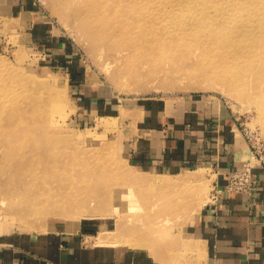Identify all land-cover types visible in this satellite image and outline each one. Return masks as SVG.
<instances>
[{
    "label": "rangeland",
    "instance_id": "374dc122",
    "mask_svg": "<svg viewBox=\"0 0 264 264\" xmlns=\"http://www.w3.org/2000/svg\"><path fill=\"white\" fill-rule=\"evenodd\" d=\"M98 2L39 0L38 30H26L32 37L5 27L8 19L0 27V93L3 87L8 94L16 92L14 114L26 116L30 124L33 117L41 122L32 127L44 148L20 143L35 156L27 162L16 153L0 161V227L41 230L54 220L95 223L88 242L142 246L163 257V264H202L189 234L209 199L212 168L204 164L150 177L131 165L123 132L116 129L139 100L208 96L235 119L251 148L248 161L258 162L256 153L264 155V0H182L178 9L177 0H126L146 8L144 17L155 23L148 29L152 47L114 31L97 10ZM159 2L164 8L153 9ZM72 73L82 76L83 87L72 81ZM85 83L116 101V116L80 115L78 95ZM39 126L61 139L53 133L44 139ZM22 133L0 134V154L12 151ZM53 160L63 166L60 171L51 167ZM40 168L48 185L39 190L31 170ZM70 195L75 208H93L97 214L50 213L57 208L54 200L64 203Z\"/></svg>",
    "mask_w": 264,
    "mask_h": 264
},
{
    "label": "crops",
    "instance_id": "0c3cea01",
    "mask_svg": "<svg viewBox=\"0 0 264 264\" xmlns=\"http://www.w3.org/2000/svg\"><path fill=\"white\" fill-rule=\"evenodd\" d=\"M38 8L39 0H0V27L8 19L5 27L30 37L28 28L38 30L34 19L41 14ZM72 77L83 87L82 76L72 73ZM78 98L80 115L87 119L116 116V101L99 88L86 84ZM121 123L116 130L123 132L131 165L150 177L180 174L205 164L223 186L229 169L253 159L238 123L208 96L139 100ZM250 165L255 180L252 194L224 193L220 205L209 196L191 224L189 236L194 248H200L202 264H264V163ZM94 224L54 220L41 230L0 227V264H163V257L156 258L142 246L88 242Z\"/></svg>",
    "mask_w": 264,
    "mask_h": 264
},
{
    "label": "bare ground",
    "instance_id": "6f19581e",
    "mask_svg": "<svg viewBox=\"0 0 264 264\" xmlns=\"http://www.w3.org/2000/svg\"><path fill=\"white\" fill-rule=\"evenodd\" d=\"M168 1L175 2V0H168ZM180 1H182V0H177L178 3ZM123 2H125V3H123ZM96 8H97V10H99V12L101 11L102 19H106V21L108 20L109 21L108 25H111L112 29L114 31L117 30L120 34L123 35V37L127 38L128 41H134L135 42L138 38L139 39L142 38L145 42H147L146 44H144L142 46H144V47H147V46L152 47L153 46V43H154L153 39L148 38V34H149L148 29L152 28L155 25V23L153 22L152 18H149L148 16L144 17L143 12L146 8L140 9V7H137V6L135 7V6H133V2H130V5H128L126 3V0L125 1L124 0H101V2H98V4H96ZM149 8L150 7L148 6V9ZM156 8L158 10H162V8H164V7H161V4L159 2L158 7H156V6L153 7V9H156ZM178 8H182V6H180V3H179V6L177 7V9ZM172 10H174V8ZM181 10H183V9H180L178 11H181ZM147 20H151V21L148 22ZM262 22H264V21H262ZM200 29L204 30L203 26H201ZM262 38L264 39V36ZM146 39H148V40H146ZM230 41L232 42V37H231ZM232 43H234V42H232ZM138 47H140V45L137 44L136 48H138ZM242 48H244V47H242ZM240 50H242V49H240ZM235 57H238V55L235 54ZM224 63L226 65L225 61H224ZM227 69L228 68H225V70H227ZM135 71H136V69L134 70V72ZM11 72H13V71H11ZM9 75H11V73ZM11 76H13V75H11ZM28 79L29 78H26L27 81H28ZM14 80H16V79H14ZM14 80H13V83H14ZM20 81L22 82V80H20ZM30 82L32 83V80ZM33 82H34V80H33ZM33 84H32V87H33ZM25 85H28V84H25ZM1 87H3V86H1ZM14 87H15V85H14ZM14 87H12V88H14ZM5 88L6 87H3L4 90L1 89V91L3 90L4 92L2 94L0 93V134H9L10 136H12L11 133H15L19 129H20V132L23 131V133H22V136H20V134H19V140L17 141V143L15 145L16 147H19V148L15 147L10 152L5 151L2 154H0V161L1 160L2 161L12 160L16 153H20V155L28 162V158L31 156H35V155L32 154L31 152H29L28 150H23V148L20 147V143L25 144V145L32 144V146L39 145L40 148L44 150V148L42 147L43 143L39 142V136L36 135L37 133H36V131H34V129L32 127L34 125H41V122L36 120L35 117H33L32 118L33 124H30V119H28L26 116H24V115L16 116L14 114L13 110L15 109V106L18 103V101L12 102V100H15L14 93H16V92L12 91L10 94H8L7 89H5ZM16 90H18V88ZM18 94H15V95H18ZM37 98H38V96H37ZM41 98H43V97H41ZM49 98H50V96H49ZM10 103H11V105H10ZM45 105H46V103H45ZM45 105H44V107H45ZM44 107H43V110H44ZM17 110L19 112H21L20 107H17ZM45 110L47 111V107ZM21 126H25V128L23 130H21L22 129ZM27 126H30V127L27 128ZM39 127L41 128L42 131L38 135L43 134L44 139L52 138L53 132L52 133L50 132L52 130L48 126H39ZM53 134H55V133H53ZM55 135H57V140L61 139V136H60L61 134L58 135V133H56ZM33 153H35L37 155L40 154V152H37V153L33 152ZM57 159L58 158H56L55 160H57ZM55 160H53L51 167L55 169V172H58L63 168V166L58 165V163H54V162H57ZM48 163H49V161L46 160L45 161V169L49 172V170L47 168ZM45 169L40 168V169H32L31 170V173H32L34 180H35V182L33 184H35L36 189L40 190L41 187L48 185V183H45L46 179H47ZM42 176H44L43 180L39 181V178H41ZM138 176L139 175H137V177ZM138 179H140V178H138ZM163 181H165V180L163 179ZM33 184L31 185L32 189H34ZM24 193H28V192L25 191ZM39 195H40V191H39ZM70 198H71V200L65 199L64 203H58L53 198V200H54L53 205L57 206V208H55L54 211L51 210L50 213L52 212V213L56 214V216L62 215L65 217L66 216H71V217L72 216H74V217L84 216V217H86V216L95 215L96 212L92 211L93 208L92 209L87 208V207H82V208L78 207L79 209L75 208L74 207L75 201H73V198L71 195H70ZM56 199H61V198L57 196ZM3 201L4 200H2V203H3ZM0 208H1V206H0ZM120 224H122V223H120ZM103 239L106 240L107 238L106 239L103 238ZM109 240H110V238L107 241H109ZM100 241H102V240L100 239ZM109 243H110V241H109Z\"/></svg>",
    "mask_w": 264,
    "mask_h": 264
},
{
    "label": "built area",
    "instance_id": "2783aa9c",
    "mask_svg": "<svg viewBox=\"0 0 264 264\" xmlns=\"http://www.w3.org/2000/svg\"><path fill=\"white\" fill-rule=\"evenodd\" d=\"M254 145V144H253ZM258 163H264V155L256 153ZM227 182L221 186L218 181L213 182L210 198L219 205V199L224 193L244 192L252 194L255 187L254 172L250 162H245L243 167L231 168L226 173Z\"/></svg>",
    "mask_w": 264,
    "mask_h": 264
}]
</instances>
